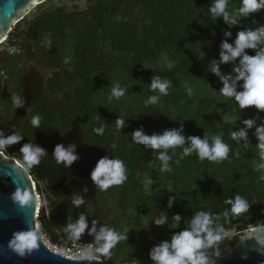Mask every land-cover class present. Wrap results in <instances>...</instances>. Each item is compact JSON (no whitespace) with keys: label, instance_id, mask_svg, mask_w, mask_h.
Masks as SVG:
<instances>
[{"label":"trees","instance_id":"trees-1","mask_svg":"<svg viewBox=\"0 0 264 264\" xmlns=\"http://www.w3.org/2000/svg\"><path fill=\"white\" fill-rule=\"evenodd\" d=\"M77 4L68 10L48 0L13 27L9 41L20 47V54H0V73L14 83L2 98L0 121L12 115L13 101L20 97L17 83L25 65L33 62L42 96L22 121H31L34 115L41 121L78 117L90 125L104 151L111 150V159L124 162L126 179L115 185L124 247L110 253L107 263L156 264L152 250L190 230L191 221L202 211L213 217L210 227L224 233L221 241L203 250L205 255L236 244L241 230L263 226L264 167L258 166L264 165V157L257 129L264 127V110L241 109L234 97L217 95L214 90L221 93L223 87L216 85L212 69L222 67L237 78L241 57L222 62V44L234 45L238 32L264 27V9L240 14L241 0H228L227 11L236 18L230 24L213 17L209 10L214 0H77ZM261 49L264 44L245 49L244 54L255 56ZM156 78L168 82V95L151 87ZM238 82L237 93L244 91V81ZM114 88L124 95L115 97ZM152 96L156 103H146ZM118 119L123 120L120 127ZM247 120L254 121L251 128ZM100 127L103 135L93 131ZM137 130L148 136L175 130L185 143L152 149L133 141ZM241 130L246 136L233 140L232 133ZM213 136L228 145L226 158L202 160L195 150L183 155L184 148L191 147L189 138H207L211 146ZM24 143L21 138L1 152L24 162ZM165 151L171 171H161L158 157ZM26 169L38 185L33 164ZM236 195L249 204L247 212L230 211L225 201ZM47 208L49 219L40 224L54 241L64 235L72 219L55 203ZM161 216L165 222L157 225Z\"/></svg>","mask_w":264,"mask_h":264},{"label":"clouds","instance_id":"clouds-1","mask_svg":"<svg viewBox=\"0 0 264 264\" xmlns=\"http://www.w3.org/2000/svg\"><path fill=\"white\" fill-rule=\"evenodd\" d=\"M228 0H214L213 6L210 8V12L213 17H223V19L230 23L235 24L236 18L231 16L227 11ZM260 9H264V0H241V7L239 8L240 14H248L256 12ZM230 35V33H226ZM264 44V27H260L256 30L240 31L237 33L234 45H230L227 42L222 44L223 52L221 53V61L228 62L234 60L237 57H241V68L236 69L239 73L237 80H243L244 91L237 93L236 85L233 82L229 84L228 78H222L224 86L221 89V94L225 97H234L236 103L241 109L248 107H255L260 110H264V49H261L255 56H249L245 53V49H256L258 45ZM212 71L218 73V69L213 67ZM151 87L159 90L162 95H168L167 87L168 82H161L159 78L153 80ZM113 95L117 98L124 95L123 90L119 88L113 89ZM157 101L156 96H152L146 103L154 104ZM13 103L17 106L21 105L19 97L15 98ZM41 123V116L34 115L31 120V124L34 128H39ZM254 121L247 120L245 124L251 128ZM117 127L123 125V120L118 119L116 121ZM93 131L98 135H103L104 128H95ZM258 139L260 144L258 147L261 149L262 157H264V127L257 129ZM246 133L241 130L240 132H233L232 139L244 138ZM0 137H3V133H0ZM22 137L19 135H13L7 138H0V148L5 145L18 142ZM132 139L135 143L143 144L151 147L152 149H164L175 148L185 143V138L178 131H165L160 135H145L142 130H137L132 134ZM191 147L184 148L183 155H190L193 150L196 151L200 159L207 158L209 160L224 159L228 154L229 147L223 142L220 136L212 137V144L209 145L208 139L201 140L198 137L189 138ZM115 147V145H114ZM74 146L64 148L61 145H57L54 150V155L58 162H63L66 165H71L77 156L73 154ZM22 152L25 158L33 165L39 164L42 156L45 155V151L39 147H34L31 144H25L22 147ZM159 160L163 162L161 171H171L168 167L167 161L170 157L166 151L161 152ZM258 167H264L260 165ZM91 179L100 185L102 188L107 189L113 185H119L126 179L124 162L120 159H107L101 158L91 173ZM73 203L79 206L82 200L77 197ZM225 203L231 205L230 211L233 214H240L248 211L249 204L241 196L236 195L234 199L226 200ZM40 209V208H39ZM227 215V213H224ZM175 221H179L180 217H174ZM165 217L161 216L155 223L157 225L163 224ZM213 223V217L208 212H199L191 221V229L185 230L173 236L171 243L164 242L160 246L154 248L151 253V258L156 264H208L204 249L211 248L217 242L224 238L222 229L213 230L210 225ZM175 226V225H173ZM73 235L79 236L86 227L84 217L81 216L79 221L69 226ZM90 235V234H89ZM104 238L110 243L106 244L103 248L104 252H108L113 246L111 242L123 237H117V235L111 230H101V234L98 239ZM32 239V237H29Z\"/></svg>","mask_w":264,"mask_h":264},{"label":"water","instance_id":"water-1","mask_svg":"<svg viewBox=\"0 0 264 264\" xmlns=\"http://www.w3.org/2000/svg\"><path fill=\"white\" fill-rule=\"evenodd\" d=\"M47 1L0 0V46L13 27L27 16L29 9ZM17 86L21 105L14 106L12 116L4 126L5 138L16 135L23 117L42 96V84L37 71L27 70ZM63 143L64 140L56 131L45 130L35 131L30 144L34 147L45 145L54 153L55 147ZM100 159L87 166L85 159L77 156L70 165L73 176L85 182L89 190L90 184L97 185L91 179V173ZM32 185L29 172L0 152V264H108L97 260L66 259L45 247L37 229L38 200ZM40 212L43 216L38 218L39 221L46 218L43 205L40 206ZM88 239L89 235L78 238L80 242ZM102 242L109 243L104 238ZM206 258L208 264H264V225L241 230L237 233L236 244L227 245L224 250L212 252Z\"/></svg>","mask_w":264,"mask_h":264},{"label":"flooded vegetation","instance_id":"flooded-vegetation-1","mask_svg":"<svg viewBox=\"0 0 264 264\" xmlns=\"http://www.w3.org/2000/svg\"><path fill=\"white\" fill-rule=\"evenodd\" d=\"M25 70H30V68L26 66ZM26 71L24 73H26ZM2 76L3 82H6V75L2 73ZM5 88L6 87H4V89ZM11 116L6 121H0L1 132ZM45 130L56 131L61 139L64 140L62 145L64 148L74 146L73 154L83 157L87 166H90L94 160L99 158L111 160V150L104 151L105 145L98 143L96 137L92 134V128L90 126L88 127L85 121H80L76 117L66 116L64 120L41 121L39 128H34L31 121H21L16 135L22 137L25 145L31 143L35 131L41 132ZM38 147L45 151V155L41 157L39 164L33 165V175L35 177H33V179H36L37 182L39 181L38 185L36 181L34 182L39 189L38 194L41 195L44 200L43 206L46 212L45 219H49V209L47 206L52 202L60 207L62 214L70 215L72 219L70 225L76 224L81 216L84 217L86 227L79 236L73 235L70 227L65 228L64 232L59 230L63 232L64 235H71L78 239L83 235H89L92 230H98L100 228L101 230H111L117 237H122V229L117 223L120 206L118 204V199L116 201L113 199V194L118 191L116 187L113 189L111 187L104 189L98 184H90L89 190L88 187L85 186V182L73 176L70 165L58 162L54 153L49 151L47 146H42L40 144ZM24 163L25 167L30 165L28 160L24 161ZM77 197L82 200L79 206L73 203L74 199ZM55 229L58 230V227L55 226ZM99 233L101 234L100 231ZM119 241L120 239L111 243L115 246Z\"/></svg>","mask_w":264,"mask_h":264},{"label":"built area","instance_id":"built-area-1","mask_svg":"<svg viewBox=\"0 0 264 264\" xmlns=\"http://www.w3.org/2000/svg\"><path fill=\"white\" fill-rule=\"evenodd\" d=\"M12 31V30H11ZM11 31L7 34L6 38L2 41L0 46V54L6 53L9 56H15L20 54V47L15 44H11L9 41V35ZM1 133V131H0ZM1 152V151H0ZM17 165L21 166L25 170V163L16 161ZM37 194V192H36ZM41 195H37L39 198V208L44 205V200L40 201ZM38 212V210H37ZM39 214L36 213V216ZM39 218V217H38ZM39 220V219H38ZM39 227V226H38ZM39 229V228H38ZM42 242L45 247L48 248L54 254L62 256L66 259L70 260H97L104 263H107L109 258V253L104 252L103 248L106 244L102 242V238L98 239L100 233L98 230L94 229L89 235V239L87 241L80 242L76 237L71 235H59L56 240L51 241L48 235L44 232H38Z\"/></svg>","mask_w":264,"mask_h":264},{"label":"rangeland","instance_id":"rangeland-1","mask_svg":"<svg viewBox=\"0 0 264 264\" xmlns=\"http://www.w3.org/2000/svg\"><path fill=\"white\" fill-rule=\"evenodd\" d=\"M52 1V3L53 4H56V3H59L60 5H65V7H66V9H68V10H70V9H72V6L74 5V4H77V0H70V1H66V0H51ZM43 4H46V2L45 3H43ZM80 3H78L77 5H79ZM36 7L37 6H34V7H32L31 9H29V11H28V14H27V16H26V18H31V16L33 15V13H34V11H35V9H36ZM26 66H28V68H30L31 70L33 69V70H36L37 71V65H35L33 62L32 63H28V64H26L25 65V67ZM218 73L219 74H215V78H214V81H215V83H216V85L218 86V88H221V87H223L224 86V83H223V79L222 78H228V82H229V84H232L233 82L235 83V85H236V88H235V90L236 91H239V89H240V87H241V85L239 84V82H238V80H237V78L235 77V76H232L231 75V73H230V71H228L227 69H223L222 67H219L218 68ZM1 75H2V73H0ZM6 79V78H5ZM6 87L5 89H4V87ZM14 87V83H11V82H7V79H6V82L4 81L3 82V78L2 79H0V118H2L3 117V112H4V106H3V102H2V98L4 97V96H6L9 92L11 93V89ZM214 92H216V93H219V94H217V95H219L220 97H221V93L219 92V90L217 89V91L216 90H214ZM69 117H71V115H69ZM72 117H74V116H72ZM77 119H79L80 121H82V119H80V118H78V117H76ZM55 121H59V120H55ZM90 125L88 124V127H89ZM0 138H3V137H0ZM2 150V148H0V151ZM5 155V154H4ZM6 156V155H5ZM7 157V156H6ZM145 187L146 188H148V183H145ZM32 187H34L33 188V190L35 191V192H37V195H38V193H39V189H38V187H37V185H36V183L33 181V185H32ZM115 187V185H113V186H111V188L113 189ZM117 192V191H116ZM38 199V201H39V198H37ZM113 199H114V201H116L117 199H118V194L117 193H114L113 194ZM40 201H42V197H40ZM43 202V201H42ZM42 202H41V205H42ZM38 216H36V219H37V229H38V232H42L43 233V231H42V228H41V224H40V221L38 220V217H40V209H38ZM118 214H120V211H119V213ZM119 216V215H118ZM39 226V227H38ZM121 247L123 248L124 247V244L122 243V241H121V239H120V241H119V243H117V245H115V246H112L111 248H110V250L108 251V253L110 254H115V253H118L119 252V250L121 249ZM127 250V249H126ZM135 264H138V263H135Z\"/></svg>","mask_w":264,"mask_h":264},{"label":"bare ground","instance_id":"bare-ground-1","mask_svg":"<svg viewBox=\"0 0 264 264\" xmlns=\"http://www.w3.org/2000/svg\"><path fill=\"white\" fill-rule=\"evenodd\" d=\"M37 200H38V199H37ZM37 208L39 209V202H38V206H37ZM38 209H37V210H38Z\"/></svg>","mask_w":264,"mask_h":264},{"label":"snow or ice","instance_id":"snow-or-ice-1","mask_svg":"<svg viewBox=\"0 0 264 264\" xmlns=\"http://www.w3.org/2000/svg\"><path fill=\"white\" fill-rule=\"evenodd\" d=\"M21 239L23 240L24 238H23V237H21Z\"/></svg>","mask_w":264,"mask_h":264}]
</instances>
